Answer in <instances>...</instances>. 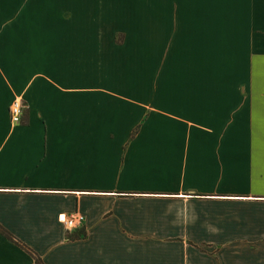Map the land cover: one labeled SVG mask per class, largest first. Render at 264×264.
Masks as SVG:
<instances>
[{"label":"crops","instance_id":"obj_1","mask_svg":"<svg viewBox=\"0 0 264 264\" xmlns=\"http://www.w3.org/2000/svg\"><path fill=\"white\" fill-rule=\"evenodd\" d=\"M30 2L0 0V226L44 264H264V0L70 7L41 72L7 54ZM0 264L35 261L0 232Z\"/></svg>","mask_w":264,"mask_h":264},{"label":"rangeland","instance_id":"obj_2","mask_svg":"<svg viewBox=\"0 0 264 264\" xmlns=\"http://www.w3.org/2000/svg\"><path fill=\"white\" fill-rule=\"evenodd\" d=\"M98 1L99 0H31L30 4L37 8V12L32 15L36 22L35 25L33 20V25L36 29L32 32L33 40L36 38V42L32 45H22L21 47H7V54L20 52L23 55H31L33 60L29 62L30 67L35 71H45L47 67H49V17L52 16L54 18L53 22H55L54 27L56 28L61 26V22L67 21L69 16H73L70 13V11H72L70 7L79 5L100 6L101 4ZM120 1L123 3H117L116 6L127 5L126 1L128 0ZM112 2H114V0H112ZM49 11L52 12V14H49ZM108 16V22H113L112 25L123 23L116 19L113 20V16L117 17L116 14L112 15L109 13ZM121 16L124 15L122 14ZM128 22L131 24L134 21L130 19Z\"/></svg>","mask_w":264,"mask_h":264},{"label":"built area","instance_id":"obj_3","mask_svg":"<svg viewBox=\"0 0 264 264\" xmlns=\"http://www.w3.org/2000/svg\"><path fill=\"white\" fill-rule=\"evenodd\" d=\"M26 109V106L21 98H15L10 107L9 115L10 120L14 124H19L22 120L23 113ZM84 217L80 214H66L60 213L58 215V221L64 225L67 230H71L77 226H80L83 223Z\"/></svg>","mask_w":264,"mask_h":264},{"label":"trees","instance_id":"obj_4","mask_svg":"<svg viewBox=\"0 0 264 264\" xmlns=\"http://www.w3.org/2000/svg\"><path fill=\"white\" fill-rule=\"evenodd\" d=\"M136 132L133 131V134ZM0 232L11 242H13L15 245L19 246L20 248H22L23 250H25L27 253H29L34 261L35 264H44L42 259L37 255V253H35L31 248H29L27 245H25L23 242H21L19 239H17L16 237H14L12 234H10L7 230H5L4 228H2L0 226ZM84 229H80L77 232H75L74 234H68L67 237L70 240H77L79 238H81L82 236H84Z\"/></svg>","mask_w":264,"mask_h":264}]
</instances>
